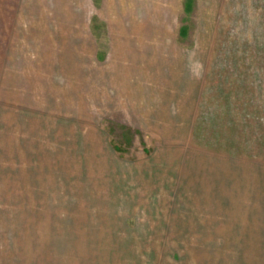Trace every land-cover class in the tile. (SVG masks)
I'll list each match as a JSON object with an SVG mask.
<instances>
[{
    "label": "rangeland",
    "instance_id": "1",
    "mask_svg": "<svg viewBox=\"0 0 264 264\" xmlns=\"http://www.w3.org/2000/svg\"><path fill=\"white\" fill-rule=\"evenodd\" d=\"M261 118L264 0H0V264H264Z\"/></svg>",
    "mask_w": 264,
    "mask_h": 264
},
{
    "label": "crops",
    "instance_id": "2",
    "mask_svg": "<svg viewBox=\"0 0 264 264\" xmlns=\"http://www.w3.org/2000/svg\"><path fill=\"white\" fill-rule=\"evenodd\" d=\"M165 64H168L169 66H167V68H169L170 70H173L172 71V76H173V79L175 80V56L174 57H172L171 58V60L170 61H168V63H165ZM172 64V65H171ZM170 74V73H169ZM171 75V74H170ZM172 89H173V91H172V101H171V103H172V110H169L168 108L167 109H165L164 111H158V115H160V120H162V121H167L166 123H168L169 124V122H170V128H171V133H172V135L173 136H171V138H170V140H169V138H168V136H164V134L162 135V139H163V141H164V143H165V145H168L169 143L172 145V149H171V151L170 152H167V153H165V152H160V151H158V152H160V153H157V156H162V160H166V161H168V160H171V162L169 163V162H164V163H162V171H163V169H164V166L166 167V168H168V169H170V175H171V177H172V180H173V182H174V180H175V81H174V83H173V85H172ZM168 103L166 102V105H167ZM247 108H248V111H247V113H253V114H255V113H258L259 114V108H261V106L260 105H254L253 103H252V99L250 98V99H248V102H247ZM238 109L240 110V112L237 110V112L239 113V114H237V115H239V116H237L236 118H233V116L231 115V112H229L228 113V115L225 117V114H220V119L222 120L223 119V121H226V122H228V124H229V126L232 124L231 122H234V121H236V122H240V124H241V127H243V125H245L244 124V122H246V128H247V133H249V131H248V128H250L251 127V125L250 124H254V123H252V122H249V121H253L252 120V118H249V117H251V116H249L248 115V117L246 116V111H245V109H244V106H242V105H240L239 107H238ZM165 112V113H164ZM192 117H193V114H192ZM191 117V118H192ZM191 118H189V122H192V120H191ZM228 119V120H227ZM259 121L258 122H263V124H264V119L263 118H261V119H258ZM169 121V122H168ZM242 122V123H241ZM248 123V124H247ZM167 124V125H168ZM227 125V124H226ZM225 125V126H226ZM161 126V125H160ZM253 126V125H252ZM190 127V126H189ZM168 129H169V127H168ZM190 130H191V133H190ZM164 131V130H163ZM165 133V132H164ZM194 133V129H188V133H187V138L190 136V135H192ZM224 136H225V134H224ZM226 138V137H225ZM226 140H230L228 137L226 138ZM165 168V169H166ZM189 170H190V168H189ZM166 172V171H165ZM164 174V173H163ZM243 174V173H242ZM167 175H169V173L167 174ZM173 186H174V188L172 189L173 191H175V184H173Z\"/></svg>",
    "mask_w": 264,
    "mask_h": 264
}]
</instances>
